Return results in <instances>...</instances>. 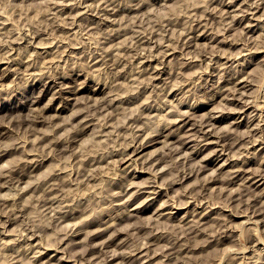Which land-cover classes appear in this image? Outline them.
<instances>
[{
	"label": "rangeland",
	"instance_id": "1",
	"mask_svg": "<svg viewBox=\"0 0 264 264\" xmlns=\"http://www.w3.org/2000/svg\"><path fill=\"white\" fill-rule=\"evenodd\" d=\"M263 11L264 0H0V264H264ZM59 78L69 91L54 99Z\"/></svg>",
	"mask_w": 264,
	"mask_h": 264
},
{
	"label": "bare ground",
	"instance_id": "2",
	"mask_svg": "<svg viewBox=\"0 0 264 264\" xmlns=\"http://www.w3.org/2000/svg\"><path fill=\"white\" fill-rule=\"evenodd\" d=\"M105 1H106V0H105ZM107 1H109V0H107ZM116 1H117V0H116ZM131 1H132V0H131ZM211 1H212V0H211ZM232 1H233V0H232ZM103 2H104V1H103ZM229 2H230V1H229ZM249 2H250V1H249ZM249 2H248V3H249ZM56 3H57V2H56ZM56 3H54V4H56ZM58 3H59V2H58ZM105 3H106V2H105ZM107 3H108V5H110L109 2H107ZM129 3L131 4V2H129ZM255 3H257V2H255ZM255 3H253V4H255ZM258 3H259V2H258ZM118 4H119V3H118ZM220 4H222V3H220ZM230 4H231V3H230ZM108 5H107V6H108ZM112 5L114 6V4H112ZM127 5L129 6V4H127ZM222 5H223V4H222ZM250 5H251V4H250ZM86 6H88V5H86ZM105 6H106V5H105ZM115 6H116V5H115ZM257 6H258V5H257ZM80 7H81V6H80ZM102 7H103V6H102ZM102 7H101V8H102ZM130 7H131V5H130ZM248 7H249V6H248ZM254 7H256V6H254ZM103 8H104V7H103ZM110 8H111V7H110ZM114 8H115V7H114ZM114 8H112V9H114ZM116 8H117V7H116ZM116 8H115V9H116ZM112 9H111V10H112ZM115 9H114V10H115ZM118 9H119V7H118ZM118 9H117V10H118ZM221 9H222V8H221ZM221 9H220V10H221ZM223 9H224V8H223ZM256 9H257V8H256ZM256 9L254 8L253 11H255ZM260 9H261V8H260ZM99 10H100V9H99ZM106 10H107V9H106ZM108 10H110V9H108ZM111 10H110V12H111ZM226 10H227V9H226ZM251 10H252V8H251L249 11L251 12ZM258 10H259V9H258ZM61 11H64V12H65V10H61ZM100 11H101V10H100ZM102 11H105V10H102ZM115 11H116V10H115ZM105 12H106V11H105ZM228 12H229V11H228ZM246 12H247V10H246ZM78 13H79V12H78ZM113 13H114V12H113ZM113 13H112V15H113ZM115 13H116V12H115ZM115 13H114V14H115ZM222 13H225V10H224ZM226 13H227V12H226ZM263 13H264V11H263ZM105 14H107V13H105ZM108 14H109V11H108ZM250 14H251V13H250ZM255 14H256V13H255ZM261 14H262V13H261ZM69 15H70V14H69ZM69 15H67V16H69ZM103 15H104V14H103ZM234 15H236V13H234ZM238 15H239V14H238ZM238 15H236V18H237ZM245 15H246V14H245ZM251 15H252V14H251ZM253 15H254V14H253ZM253 15H252V16H253ZM256 15L259 16L258 14H256ZM263 15H264V14H263ZM59 16H60V15H59ZM67 16H66V17H67ZM105 16H107V15H105ZM109 16H111V14H110ZM228 16H230V15H228ZM247 16H248V15H247ZM225 17H227V16H225ZM231 17H232V16H231ZM231 17H229V18H231ZM234 17H235V16H234ZM234 17H233V18H234ZM238 17H239V16H238ZM248 17H249V16H248ZM255 17H256V16H255ZM261 17H262V16H261ZM236 18H234V19H236ZM246 18H247V17H246ZM105 19H106V18H105ZM227 19H228V18H226V20H227ZM54 20H55V19H54ZM60 20H62V19H60ZM73 20H74V19H73ZM228 20H229V19H228ZM231 20H233V19L231 18ZM62 21H63V20H62ZM62 21H61V22H62ZM74 21H76V20H74ZM196 21H197V20H196ZM236 21H237V20H236ZM259 21H260V20H259ZM55 22H56V21H55ZM55 22H54V24H55ZM61 22H59V24H60ZM70 22H72V20H71ZM197 22H198V21H197ZM228 22H229V21H228ZM231 22H232V21H231ZM233 22H234V21H233ZM72 23H73V22H72ZM95 23H96V22H95ZM95 23H92V24H95ZM97 23H98V22H97ZM229 23H230V22H229ZM56 24H57V23H56ZM64 24H65V23H64ZM75 24H76V23H75ZM75 24H73V25L75 26ZM99 24H100V22H99ZM99 24H98V25H99ZM197 24H198V23H197ZM232 24L234 25V23H232ZM0 25H1V24H0ZM71 25H72V24H71ZM76 25H77V24H76ZM98 25H96V26H98ZM228 25H229V24H228ZM249 25H250V24H249ZM5 26H6V25H5ZM55 26H56V25H55ZM58 26H60V25H58ZM58 26H57V28H58ZM63 26H64V25H63ZM74 26H73V27H74ZM1 27H2V26H1ZM61 27H62V26H61ZM54 28H55V27H54ZM57 28H56V29H57ZM92 28H93V27H92ZM1 29H2V28H1ZM4 29H5V27H4ZM59 29H60V28H59ZM72 29H73V28H72ZM100 29H101V28H100ZM9 30H10V29H9ZM82 30H83V29H82ZM57 31H58V30H57ZM114 31H115V30H114ZM4 33H5V32H4ZM4 33H3V34H4ZM78 33H79V32H78ZM81 33H82V31H81ZM114 33H115V32H114ZM0 34H2V33H0ZM87 34H88V33H87ZM89 34H90V33H89ZM36 35H37V34H36ZM57 35H58V34H57ZM83 35H84V34H83ZM83 35H82V36H83ZM114 35H116V33H115ZM198 35H199V34H198ZM4 36H5V34H4ZM34 36H35V35H34ZM76 36H77V35H76ZM80 36H81V35H80ZM86 36H89V35H86ZM6 37H7V36H6ZM36 37H37V36H36ZM58 37H59V36H58ZM110 37H111V36H110ZM196 37H197V36H196ZM20 38H21V37H20ZM54 38H55V36H54ZM84 38H85V37H84ZM111 38H112V37H111ZM152 38H153V37H152ZM86 39H88V38H86ZM139 39L141 40V38H139ZM147 39H148V38H147ZM31 40H33V39H31ZM89 40H90V39H89ZM149 40H151V37H150ZM30 43H31V42H30ZM76 43H77V42H76ZM69 44H71V43H69ZM72 44H73V43H72ZM75 45H76V44H75ZM76 46H77V45H76ZM79 46H80V45H79ZM9 48H11V47H9ZM144 48H145V47H144ZM245 48H246V47H245ZM13 49H14V48H13ZM13 49H12V50H13ZM8 52H9V50H8ZM8 52H7V53H8ZM145 53H147V52H145ZM148 53H149V52H148ZM150 53H151V51H150ZM160 53H161V52H160ZM17 54H18V53H17ZM101 54H102V53H101ZM140 54H141V52H140ZM140 54H139V55H140ZM142 54H143V53H142ZM157 54H158V53H157ZM163 54L166 55L165 52H164ZM10 55H11V54H10ZM10 55H9V56H10ZM152 55H153V54H152ZM212 55H213V54H212ZM212 55H211V56H212ZM137 56H138V55H137ZM145 56H146V55H145ZM147 56H148V55H147ZM163 56H164V55H163ZM166 56H167V55H166ZM13 57H14V56H13ZM18 57H20V56H18ZM101 57H102V56H101ZM101 57H100V58H101ZM155 57H156V56H155ZM234 57H235V56H234ZM1 58H2V57H1ZM10 58H11V56H10ZM138 58L141 59V55H140V57H138ZM138 58H137V60H138ZM158 58H159V57H158ZM160 58H161V57H160ZM213 58H214V57H213ZM13 59H14V58H13ZM22 59H23V58H22ZM155 59H156V58H155ZM210 59H211V57L209 58V60H210ZM2 60H3V59H2ZM19 60H20V59H19ZM100 60H101V59H100ZM111 60H112V59H111ZM142 60H143V58H142ZM142 60H141V61H142ZM152 60H153V59H152ZM22 61H23V60H22ZM22 61H21V62H22ZM155 61H156V60H155ZM15 62H16V61H15ZM142 62H145V61H142ZM142 62H141V63H142ZM218 62H219V61H218ZM139 63H140V62H139ZM148 63H150V62L148 61ZM152 63H153V62H152ZM21 64H22V63H21ZM29 64H30V63H29ZM220 64H221V63H220ZM220 64H219V65H220ZM247 64H248V63H247ZM23 65H24V63H23ZM149 65H150V64H149ZM152 65H154V64H152ZM29 66H30V65H29ZM140 66H143V67H144L143 64L140 65ZM147 66H148V65H147ZM157 66H158V65H157ZM27 67H28V65H27ZM155 67H156V66H154V68H155ZM158 67H159V66H158ZM158 67H157V68H158ZM19 68H20V67H19ZM29 68H30V67H29ZM31 68H32V67H31ZM145 68H147V67H144V69H145ZM157 68H155V70H156ZM142 69H143V68H142ZM147 69H148V68H147ZM151 69H152V68H151ZM153 70H154V69H153ZM155 70H154V71H155ZM237 70H238V69H237ZM144 71H145V70H144ZM235 71H236V69H235ZM141 72H142V71H141ZM150 72H151V71H150ZM150 72H149V73H150ZM159 72H160V74H161V71H159ZM162 72H163V71H162ZM149 73H148V74H149ZM152 73H154V72H152ZM155 73H157V72H155ZM58 74H59V73H58ZM63 74H64V73H63ZM63 74H62V76H63ZM64 75H65V74H64ZM67 75H68V74H67ZM78 75H79V74H78ZM154 75H157L156 77L160 76V75H158V74H154ZM161 75H162V74H161ZM55 76H56V74H55ZM55 76H54V77H55ZM76 76H77V75H76ZM149 76H150V74H149ZM49 77H50V76H49ZM49 77H48V78H49ZM152 77H153V76H152ZM152 77H150V78H152ZM161 77H162V76H161ZM52 78H53V77H52ZM52 78H51V79H52ZM61 78H63V77H61ZM61 78L56 79V80H52V81H51V82L54 81V83H51V84H49V85L46 84L48 90L51 89V88H55V86H57V85L60 86L58 90H56L55 92H51L52 94L55 93V95L52 96L54 99H55V98H58V97H61V95L63 94V92H67V91H69L68 88H67V87H68L67 85H69V84L66 83V86H64L65 82H64L63 79H61ZM68 78H69V77H68ZM224 80H225V79H224ZM228 80H229V79H228ZM46 81H48V79H47ZM245 81H246V80H245ZM238 82H239V81H238ZM247 82H248V81H246V83H247ZM44 83H45V82H44ZM48 83H49V82H48ZM180 83H181V82H180ZM250 83H251V82H250ZM70 84H71V83H70ZM239 84H240V83H239ZM241 84H242V83H241ZM247 84H249V83H247ZM40 85H41V84H40ZM178 85H179V84H178ZM180 85L182 86L183 84L181 83ZM243 85H244V84H242V86H243ZM70 86H71V85H70ZM175 86H177V85H175ZM220 86H221V85H220ZM223 86H224V85H223ZM227 86H228V85H227ZM227 86H226V87H227ZM248 86H249V85H248ZM39 87H40V86H39ZM42 87H43V86H42ZM42 87H41V88H42ZM202 87H203V86H202ZM221 88H222V87H221ZM221 88H220V90H221ZM223 88L226 89L225 87H223ZM233 88L236 89L235 87H233ZM233 88H231V89H233ZM55 89H56V88H55ZM71 89H72V88H71ZM71 89H70V90H71ZM224 89H223V90H224ZM231 89H230V90H231ZM72 91H73V90H72ZM224 91H225V90H224ZM232 91H233V90H232ZM41 92H43V90H42ZM46 92H47V91H46ZM237 92H238V90H237ZM244 92H245V91H243V93H244ZM33 93H34V92H33ZM49 93H50V92H49ZM234 93H235V96H236V92H235V90H234ZM243 93H242V91H241V94H243ZM39 94H40V93H39ZM41 94H42V93H41ZM44 94H45V93H44ZM29 96H30V95H29ZM41 96H42V95H41ZM225 96H226V95H225ZM233 96H234V95H233ZM26 97H27V96H26ZM37 97H38V96H37ZM64 97H65V96H64ZM38 98H39V97H38ZM40 98H41V97H40ZM71 98H72V97H71ZM226 98H227V97H226ZM228 98H229V96H228ZM27 99H28V97H27ZM36 99H37V98H36ZM36 99H35V100H36ZM229 99H230V98H229ZM239 99H240V98H239ZM241 99H242V97H241ZM243 99H244V98H243ZM230 100H231V99H230ZM52 101H53V99H52ZM61 101H62V100H61ZM107 101H108V100H107ZM113 101H114V100H113ZM125 101H126V100H125ZM244 101H245V100H244ZM248 101H249V99H248ZM33 102H35V101H33ZM53 102H54V101H53ZM95 102H96V101H95ZM105 102H106V101H105ZM109 102H110V101H109ZM122 102H123V101H122ZM239 102H240V101H239ZM101 103H102V102H101ZM97 104H99V102H98ZM102 104L104 105V102H103ZM116 104H117V103H116ZM119 104H120V102H119ZM90 105H92V104H90ZM95 105H96V103H95ZM103 105H101V106H103ZM105 105H106V104H105ZM105 105H104V107H103V110L105 109ZM108 105L110 106V104H108ZM247 105H250V104L248 103ZM92 106H93V105H92ZM111 106H112V105H111ZM114 106H115V105H114ZM252 106H253V105H252ZM254 106H255V105H254ZM62 107H63V106H62ZM86 107H87V106H86ZM94 107H95V106H94ZM98 107H99V106H98ZM107 107H108V106H107ZM107 107H106V108H107ZM245 107H246V106H245ZM49 108H50V106H49ZM90 108H91V106H90ZM99 108H100V107H99ZM99 108H98V109H99ZM108 108H109V107H108ZM243 108H244V107H243ZM247 108H248V107H247ZM87 109H88V108H87ZM101 109H102V108H101ZM92 110H93V109H91V113H92ZM95 110H96V108H95ZM86 111H87V110H86ZM86 111H85V112H86ZM88 111H90V110L88 109ZM88 111H87V112H88ZM93 111H94V110H93ZM98 111H100V109H99ZM108 111H109V110H108ZM175 111H176V110H175ZM180 111H182V110H180ZM95 112H96V111H95ZM106 112H107V111H106ZM109 112H110V111H109ZM109 112H107V113L109 114ZM178 112H179V111H178ZM183 112H184V111H183ZM188 112H189V111H188ZM188 112H187V114H188ZM58 113H60V111H58ZM88 113H89V112H88ZM88 113H87V114H88ZM91 113H90V114H91ZM99 113H100V112H99ZM101 113H102V112H101ZM184 113H185V112H184ZM184 113H182V114H184ZM95 114H96V113H95ZM102 114H103V113H102ZM178 114H179V117H180V116H181L180 113H178ZM249 114H250V113H249ZM41 115H42V114H41ZM56 115H57V114H56ZM92 115L94 116L93 113H92ZM92 115H91V116H92ZM103 115H105V113H104ZM185 115H186V114H185ZM185 115H184V116H185ZM213 115H214V114H213ZM86 116H87V115H86ZM88 116H89V114H88ZM88 116H87V118H88ZM101 116H102V115H100V117H101ZM187 116H188V115H187ZM189 116H190V115H189ZM189 116H188V117H189ZM214 116H215V115H214ZM220 116H221V115H220ZM253 116H254V114H253ZM89 117H90V116H89ZM212 117H213V116H212ZM83 118H84V117H83ZM85 118H86V117H85ZM251 118H252V117H251ZM27 119H28V118H27ZM43 119H44V118H43ZM89 119H91V118H89ZM92 119L94 120V118H92ZM98 119H99V118H98ZM177 119H178V118H177ZM177 119H176V120H177ZM181 119H182V117H181ZM213 119H214V118H213ZM217 119H218V118H217ZM263 119H264V118H263ZM93 120H92V121H93ZM99 120H101V118H100ZM176 120H174L175 123H176ZM178 120H179V119H178ZM187 120H189V119H187ZM254 120H255V119H254ZM28 121H29V120H28ZM33 121H34V120H33ZM40 121H41V120H40ZM88 121H89V120H88ZM108 121H109V120H108ZM207 121H210V120H207ZM215 121H216V120H215ZM258 121H259V120H258ZM262 121H263V120H262ZM262 121H260L259 124H260ZM86 122H87V121H86ZM101 122H103V120H101ZM101 122H100V123H101ZM104 122H105V119H104ZM185 122H186V120H185ZM213 122H214V121H213ZM89 123H91V121H90V122H87V124H89ZM108 123H109V122H108ZM186 123H187V122H186ZM205 123H206V122H205ZM208 123H210V122H208ZM211 123H212V122H211ZM214 123H215V122H214ZM251 123H252V122H251ZM85 124H86V123H85ZM85 124H84V125H85ZM110 124H111V123H110ZM132 124H134V123H132ZM176 124H177V123H176ZM178 124H179V122H178ZM202 124H203V123H202ZM253 124L256 125V123H254V121H253ZM84 125H83V127H82L83 129H84ZM101 125H102V123H101ZM101 125H100V126H101ZM103 125H105V124H103ZM103 125H102V126H103ZM107 125H108V124H107ZM111 125H112V124H111ZM136 125H137V124H136ZM136 125H135V127H136ZM184 125H185V124H184ZM213 125H215V124H213ZM249 125H250V124H249ZM255 125H254V126H255ZM85 126H86V125H85ZM130 126H131V125H130ZM186 126H187V125H186ZM211 126H212V124H211L209 127H211ZM257 126H259V125L257 124ZM105 127H106V126H105ZM109 127H110V126H109ZM139 127H140V126H139ZM179 127H181V126L179 125ZM179 127H178V128H179ZM213 127H214V126H213ZM250 127L252 128L253 126H250ZM259 127H260V126H259ZM263 127H264V126H262V127H260V128H263ZM191 128H193V127H191ZM251 128H250V129H251ZM254 128H255V127H254ZM80 129H81V128H79V130H80ZM104 129H105V128H104ZM106 129H107V128H106ZM136 129H137V128H136ZM136 129L134 128V130H136ZM140 129H141V128H140ZM200 129L203 130L204 128H203V129L200 128ZM211 129H212V128H211ZM248 129H249V128H248ZM250 129H249L248 131H250ZM258 129H259V128H258ZM79 130H78V132H79ZM101 130H102V129H101ZM109 130H110V129L108 128L107 131L110 132ZM186 130H187V129H186ZM192 130H193V129H192ZM192 130H191V131H192ZM251 130H252V129H251ZM263 130H264V129H263ZM131 131H132V130H131ZM136 131H137V130H136ZM256 131H257V130H256ZM261 131H262V129H261ZM81 132H82V131H81ZM100 132H101V131H100ZM133 132H134V131H133ZM137 132H138V131H137ZM137 132H135V134H136ZM184 132H185V131H184ZM192 132H193V131H192ZM192 132H189V131H188L187 133L190 134V133H192ZM195 132H196V131H195ZM203 132H204V131H203ZM203 132H202V133H203ZM212 132H213V130H212ZM250 132H251V131H250ZM250 132H247V133H250ZM104 133H105V131H104ZM205 133H206V132H205ZM207 133H208V131H207ZM247 133H246V136H247ZM252 133L254 134V133H256V132H252ZM252 133H250V134H252ZM101 134H103V132H102ZM106 134H107V133H106ZM106 134H105V135H106ZM108 134H111V133H108ZM137 134H138V133H137ZM137 134H136V135H137ZM171 134H172V133H171ZM193 134H194V132H193ZM196 134L198 135V133H196ZM199 134H200V133H199ZM212 134H214V133H212ZM244 134H245V133H244ZM244 134H243V135H244ZM260 134H261V136H263V135H262L263 133H260ZM44 135H45V134H44ZM103 135H104V134H103ZM138 135H139V134H138ZM149 135H150V133H149ZM149 135H147V136H149ZM184 135H185V134H184ZM184 135H183V136H184ZM186 135H187V134H186ZM200 135H201V134H200ZM202 135H204V134H202ZM208 135H209V134H208ZM215 135H216V134H215ZM224 135H225V134H224ZM226 135H227V134H226ZM254 135H255V134H254ZM254 135H252V136H254ZM257 135H259V132H258ZM257 135H255V136L257 137ZM42 136H43V134H42ZM109 136L111 137V135H109ZM109 136H108V137H109ZM132 136H134V135H132ZM147 136H146V137H147ZM169 136H171V135H169ZM181 136H182V135H181ZM192 136H193V135H192ZM194 136H195V134H194ZM206 136H207V134H206ZM206 136H205V137H206ZM210 136H211V135H210ZM241 136H242V135H241ZM248 136H250V135H248ZM259 136H260V135H259ZM261 136H260V137H261ZM43 137L46 138V136H43ZM110 137H109V138H110ZM134 137H136V136H134ZM134 137H132V139H133ZM167 137H168V136H167ZM195 137H196V136H195ZM197 137H198V136H197ZM219 137H220V136H219ZM221 137H222V136H221ZM256 137H254V141H256V140H255ZM143 138H144L143 140H145V137H143ZM184 138H185V137H184ZM188 138L190 139L191 137H188ZM188 138H187V139H188ZM206 138H207V137H206ZM206 138H205V139H206ZM225 138H226V137H225ZM250 138H251V137H250ZM47 139H48V138H46V140H47ZM134 139H135V138H134ZM134 139H133V140H134ZM136 139H137V138H136ZM187 139H184V141L187 140ZM191 139H192V138H191ZM43 140H44V139L42 138V142H43ZM46 140H45V141H46ZM48 140H49V139H48ZM48 140H47V141H48ZM170 140H171V139H170ZM170 140H169V141H170ZM211 140H212V139H210V140H208V141L211 142ZM217 140H219V139L217 138ZM223 140H225L224 137H223ZM248 140H249V139H248ZM262 140H264V138H263ZM141 141H142V140H141ZM150 141H151V140H150ZM169 141H167V143H166V140H165L164 144H165V143H166V144H170V142H172V141H170V142H169ZM182 141H183V140H182ZM206 141H207V140H206ZM214 141H216V140H214ZM220 141H221V140H220ZM220 141H219V142H220ZM229 141H230V140H229ZM250 141L252 142L253 140H250ZM26 142H27V141H26ZM26 142H25V143H26ZM55 142H56V141H55ZM55 142L53 141V143H55ZM145 142H146V141H145ZM192 142H193V141H192ZM217 142H218V141H217ZM226 142H227V141H225V143H226ZM47 143H48V142H47ZM51 143H52V141H51ZM51 143H50V144H51ZM53 143H52V145H55V144H56V143H55V144H53ZM138 143H139V142H138ZM143 143H144V141H142L141 144H140V143H139V144L136 143L137 146L133 148L132 153H129V150L126 148L127 151H128V154L125 155V157H123V158H124V162L130 161V160H131V161H132V160L134 161V159H135L134 156H135V155H138L139 150H140L141 148L143 149V148L145 147L146 144H143ZM146 143H148V142H146ZM194 143H195V142H194ZM196 143H197V141H196ZM196 143H195V144H196ZM211 143H212V142H211ZM223 143H224V142H223ZM223 143H222V144H223ZM227 143H228V142H227ZM236 143H237V142H236ZM236 143H235V144H236ZM249 143H250V142H249ZM255 143H256V142H255ZM63 144H64V142H63ZM131 144H132V143L129 144V147H130ZM134 144H135V141H134ZM166 144H165V145H166ZM182 144H183V143H182ZM185 144H186V143H185ZM185 144H184V145H185ZM213 144H215V143L213 142ZM235 144H234V146L237 145V144H236V145H235ZM262 144H263V143H262ZM44 145H46V144L44 143ZM52 145H51V146H52ZM171 145H172V143H171ZM187 145H188V144H187ZM193 145H194V144H193ZM224 145H225V144H224ZM226 145H227V144H226ZM254 145H255V144H254ZM254 145H253V146H254ZM22 146H23V145H22ZM58 146H60V145H58ZM62 146L65 147L64 145H62ZM133 146H134V145H133ZM167 146H168V145H167ZM167 146H166V147H167ZM180 146H181V145H180ZM180 146H179V147H180ZM204 146H205V147H206V146L208 147V145H204ZM210 146H211V145H210ZM212 146H213V145H212ZM220 146H221V145H220ZM222 146H223V145H222ZM253 146H252V147H253ZM42 147H43V146H42ZM47 147H48V146H47ZM66 147H67V146H66ZM176 147H177V146H176ZM182 147H184V146H182ZM191 147H192V146H191ZM213 147H215V146H213ZM213 147H212V148H213ZM216 147L218 148V146H216ZM216 147H215V148H216ZM243 147H244V146H243ZM247 147H248V146H247ZM247 147H246V148H247ZM250 147H251V146H250ZM263 147H264V146H263ZM49 148H51V147H49ZM57 148H58V147H57ZM59 148H60V147H59ZM169 148H170V147H169ZM171 148H172V147H171ZM171 148H170V149H171ZM180 148H181V147H180ZM193 148H195V147L193 146ZM193 148H192V150H193ZM198 148H199V147H198ZM201 148H202V147H201ZM223 148H224V147H223ZM227 148H228V145H227ZM244 148H245V147H244ZM246 148H245V149H246ZM52 149H54L53 146H52ZM175 149H176V148H175V146H174V150H175ZM177 149H178V148H177ZM177 149H176V150H177ZM242 149H243V148H242ZM0 150H1V149H0ZM56 150H57V149H56ZM67 150H68V149H67ZM174 150H173V151H174ZM194 150H195V149H194ZM194 150H193L192 152H194ZM212 150L215 151L216 149H212ZM170 151H171V150H170ZM197 151H198V150H197ZM200 151H201V150H200ZM221 151H222V150H221ZM221 151H220V152H221ZM223 151H224V150H223ZM242 151H243V150H242ZM248 151H249V150H248ZM57 152H58V150H57ZM168 152H169V150H168ZM174 152H176V151H174ZM174 152H173V153H174ZM189 152H191V151H189ZM125 153H127L126 150H125ZM166 153H167V152H166ZM173 153H172V154H173ZM179 153H181V151H180ZM185 153L187 154V151H186V150H185ZM185 153H184V154H185ZM199 153H200V152H199ZM212 153H213V152H211V154H212ZM214 153H215V152H214ZM214 153H213V154H214ZM218 153H219V152H218ZM238 153H239V152H238ZM243 153H244V152H243ZM243 153H242V154H243ZM123 154H124V153H123ZM168 154H169V153H168ZM189 154H190V153H189ZM170 155H171V154H170ZM175 155H177V154L175 153ZM181 155H183V152H182ZM181 155L178 154L179 157H180ZM223 155H224V154H223ZM239 155H240V154H238V156H239ZM45 156H46V155H45ZM178 156H176V159H177ZM218 156H219V155H218ZM230 156H231V155H230ZM233 156H235V155H233ZM233 156H231V159H232ZM41 157H42V156H41ZM41 157H40V158H41ZM43 157H44V156H43ZM183 157H184V156H183ZM219 157H220V156H219ZM223 157H224V156H223ZM108 158H110V157H108ZM123 158H122V159H123ZM185 158H187V157H185ZM216 158H217V156H216ZM227 158H228V156H227ZM227 158H226V160H227ZM229 158H230V157H229ZM236 158H238V157H236ZM236 158H234V159H236ZM120 159H121V158H120ZM122 159H121V160H122ZM158 159H159V158H158ZM202 159H203V158H202ZM202 159H201V160H202ZM208 159H209V158H208ZM210 159H211V158H210ZM214 159H215V158H214ZM231 159H230V160H231ZM37 160H39V159H37ZM155 160H156V159H154V162H155ZM203 160H204V159H203ZM216 160H217V159H216ZM236 160H237V159H236ZM238 160H239V159H238ZM39 161H42V160H39ZM156 161H157V160H156ZM178 161H179V159H178ZM241 161H242V160H241ZM36 162H37V161H36ZM96 162H97V161H96ZM161 162H162V161H161ZM175 162H176V161H175ZM175 162H174V163H175ZM207 162H208V161H207ZM225 162H226V161H225ZM227 162H228V161H227ZM247 162H248V161H247ZM91 163H92V162H91ZM159 163H160V162H159ZM179 163H180V162H179ZM182 163H183V161H182ZM88 164H89V163H88ZM94 164H95V163H94ZM131 164H132V163H131ZM136 164H137V163H136ZM176 164H177V162H176ZM176 164H174L175 167L177 166ZM201 164H204L203 161L201 162ZM206 164H207V163H206ZM223 164H224V163H223ZM40 165H41V164H40ZM40 165H39V166H40ZM89 165H91V164H89ZM153 165H154V163L152 164V166H153ZM160 165H161V164H160ZM160 165H158V166H160ZM174 165H173V166H174ZM178 165H179V164H178ZM181 165H182V164H181ZM94 166H95V165H94ZM94 166L92 165V169L95 168ZM154 166H155V165H154ZM163 166H164V165H163ZM166 166H167V164H166ZM168 166H169V165H168ZM168 166H167V167H168ZM199 166H201V165L199 164ZM199 166H198V167H199ZM202 166H203V165H202ZM206 166H207V165H206ZM206 166H205V167H206ZM221 166H222V164H221ZM170 167H171V166H170ZM170 167H169V168H170ZM184 167H185V166H184ZM240 167H241V166H240ZM245 167H246V166H245ZM85 168H87V167L85 166ZM96 168H97V165H96ZM156 168H157V167H156ZM156 168H155L154 170H156ZM201 168H202V167H201ZM206 168H207V167H206ZM206 168H205V169H206ZM241 168L243 169V167H241ZM246 168L249 169L250 167H246ZM88 169H89V167H88ZM88 169H87V170H88ZM152 169H153V168H152ZM158 169H159V168H158ZM199 169H200V168H199ZM202 169H203V168H202ZM202 169H201V170H202ZM242 169H241V170H242ZM244 169H245V168H244ZM87 170H86V172H87ZM192 170H193V169H192ZM197 170H198V169H197ZM197 170H196V171H197ZM201 170H199V171H201ZM203 170H204V169H203ZM251 170H252V169H251ZM257 170H258V169H257ZM259 170H261V169L259 168ZM259 170H258V171H259ZM262 170H263V168H262ZM89 171H90V173H91V171H93L92 173H95L94 170H89ZM89 171H88V173H89ZM185 171H186V170H185ZM232 171H233V170H232ZM239 171H240V170H239ZM86 172H84V174H85ZM178 172H179V171H178ZM181 172H182V171H181ZM181 172H180V175L183 173V172H182V173H181ZM192 172H194V171H192ZM212 172L215 173L216 171H215V172L212 171ZM237 172H238V169H237ZM245 172H246V171H245ZM249 172H250V171H249ZM9 173H11V172H9ZM12 173H13V172H12ZM20 173H21V172H20ZM80 173H81V172H80ZM92 173H91V175H92ZM184 173H185V172H184ZM184 173H183V174H184ZM233 173H235V172H233ZM233 173H232V174H233ZM238 173L240 174V172H238ZM255 173L257 174L258 172H255ZM255 173H254V174H255ZM6 174H8V173H6ZM6 174H5V175H6ZM15 174H16V173H15ZM22 174H23V173H22ZM78 174H79V173H78ZM81 174H82V173H81ZM81 174H80V175H81ZM96 174H97V173H96ZM96 174H95V175H96ZM232 174H231V175H232ZM243 174H244V173H243ZM248 174H249V173H248ZM251 174H253V170H252V173H251ZM256 174H255V175H256ZM260 174H261V172H260ZM9 175H11V174H9ZM9 175H8V176H9ZM56 175H57V174H56ZM85 175L89 176L88 174H85ZM263 175H264V172H263ZM8 176H7V177H8ZM13 176H14V175H13ZM18 176H19V175H18ZM78 176H79V175H78ZM82 176H83V174H82ZM82 176L79 177L80 181H79V179H78L77 182H78V181L81 182L82 180L85 179L86 176L83 177L84 179L82 178ZM187 176H188V175H187ZM233 176H234V174H233ZM233 176H232V177H233ZM236 176H239V175L237 174ZM236 176H235L234 178H236ZM241 176H243V175H241ZM241 176H239V177H241ZM245 176H247V175H245ZM245 176H244V180H246V178H247V177H245ZM261 176H262V175H261ZM20 177H21V176H20ZM51 177H52V176H51ZM59 177H60V176H59ZM89 177L92 178L93 176H89ZM89 177H86V178H89ZM95 177H96V176H95ZM95 177H94V178H95ZM181 177H182V176H181ZM184 177H185V176H184ZM253 177H255V176H253ZM5 178H6V177H5ZM10 178H12V176H11ZM56 178L58 179V177H56ZM77 178H78V177H77ZM81 178H82V180H81ZM94 178H93V179H94ZM212 178H213V177H212ZM230 178H231V177H230ZM12 179H14V178H12ZM18 179H19V178H18ZM18 179H17V180H18ZM54 179H55V178H54ZM54 179L52 178L51 180H54ZM156 179H157V178H156ZM156 179H154V180H156ZM171 179H172V178H171ZM171 179L168 180V181L173 183V181H171ZM177 179H178L177 181H179V177H178V175H177ZM6 180H8V178H7ZM51 180H50V181H51ZM86 180H87L88 182H90L92 179H91V180H90V179H89V180L86 179ZM181 180H182V178H181ZM181 180H180V181H181ZM236 180H237V178H236ZM249 180H250V179H249ZM255 180H256V179H255ZM255 180H254V181H255ZM54 181H55V180H54ZM58 181H59V179H58ZM58 181H56V182H58ZM156 181H157V180H156ZM168 181H167V182H168ZM174 181H176V180H174ZM213 181L216 182V178H214ZM230 181H231V180H230ZM242 181H243V180H242ZM242 181H241V182H242ZM4 182H5V181H4ZM42 182H44V181H42ZM42 182H41V183H42ZM48 182H49V181H48ZM52 182H53V181H52ZM59 182H61V181H59ZM73 182H74V181H73ZM152 182H153V181H152ZM165 182H166V181H165ZM241 182H240V183H241ZM245 182H246V181H245ZM44 183H45V182H44ZM50 183H51V182H50ZM75 183H76V182H75ZM81 183H82V182H81ZM81 183H80L79 185H81ZM142 183H143V182H142ZM142 183H141V184H142ZM153 183H155V182H153ZM172 183H171V184H172ZM174 183H175V182H174ZM177 183H178V182H177ZM231 183H232V182H231ZM242 183H243V182H242ZM42 184H43V183H42ZM45 184H46V183H45ZM45 184H44V189H46V191H47L46 186H47L49 183H48L47 185H45ZM55 184H56V183H54V186H55ZM57 184L59 185L60 183H57ZM70 184H71V183H70ZM77 184H78V183H77ZM134 184H135V183H134ZM138 184H139V183H138ZM149 184H150V183H149ZM151 184H152V183H151ZM160 184H161V182H160ZM162 184H163V183H162ZM165 184H166V183H165ZM171 184H170V185H171ZM253 184H254V183H253ZM1 185H2V184H1ZM6 185H7V184H6ZM52 185H53V184H51V186H52ZM72 185H73V184H72ZM75 185H76V184H75ZM143 185H145V184H143ZM147 185H148V184H147ZM154 185H155V184H154ZM167 185H168V184L165 185L166 188H168ZM238 185H240L239 187H241V184L238 183ZM51 186L49 185V188H48V189H50V188L52 189L53 187H51ZM56 186H57V185H56ZM61 186H62V185L60 184V188H61ZM139 186H140V184H139ZM148 186H149V185H148ZM157 186H158V185H157ZM157 186H156V187H157ZM160 186H162V185H160ZM163 186H164V185H163ZM168 186H169V185H168ZM244 186H245V185H243V187H244ZM246 186H247V185H246ZM246 186H245V187H246ZM41 187H42V186H41ZM58 187H59V186H58ZM78 187H80V186H78ZM141 187H144V186L141 185ZM146 187H147V186H146ZM245 187H244V188H240V189H245ZM36 188H38V187H36ZM42 188H43V187H42ZM42 188H41V190H42ZM55 188H57V187H55ZM151 188H153V186H152ZM157 188H158V187H157ZM11 189H12V188H11ZM44 189H43V190H44ZM58 189H59V188H58ZM62 189H63V187L61 188V190H62ZM64 189H65V188H64ZM64 189H63V190H64ZM148 189H150V187H149ZM148 189H146V190H148ZM240 189H239V190H240ZM41 190H39V192H40ZM54 190H55V189H54ZM61 190L59 191L60 193L63 191V190H62V191H61ZM65 190H66V189H65ZM137 190H139V189L137 188ZM137 190H136V191H137ZM151 190H153L152 193H155V192H158V191L161 190V189L159 188V190H156V189L153 188V189H151ZM49 191H51V190H49ZM49 191H47V192H49ZM55 191H57V190H55ZM140 191H141V189H140ZM140 191H137V192H140ZM166 191H167V190H166ZM237 191H238V188H237ZM244 191H245V190H244ZM244 191H242V192H244ZM42 192H43V191H42ZM42 192H40V193L43 194ZM44 192H45V190H44ZM59 192H58V193L56 192V193H57V194H60ZM119 192H120V191H119ZM141 192H142V191H141ZM143 192H144V191H143ZM143 192H142V193H143ZM148 192H149V191H148ZM150 192H151V191H150ZM163 192H165V191H163ZM238 192H240V191H238ZM238 192H237V193H238ZM242 192H241L240 195H239V194H238V195L241 196V195L243 194ZM262 192H263V191H262ZM52 193H53V191H52ZM64 193H65V192H64ZM64 193H62V194H64ZM133 193H134V192H132V194H133ZM6 194H7V193H6ZM6 194H5V195H6ZM45 194H46V193H44L43 195H45ZM47 194H49V193H47ZM54 194H55V193H54ZM54 194H53V196H55ZM57 194H56V196L58 197ZM62 194H60V195L62 196ZM66 194H67V193H66ZM138 194H139V193H138ZM138 194H137V195H138ZM157 194H158V193H157ZM164 194H165V193H164ZM235 194H236V193H235ZM43 195H42V196H43ZM108 195H109V194H108ZM130 195H131V194H130ZM139 195H140V194H139ZM155 195H156V194H155ZM161 195H162V194H161ZM245 195H246V194H245ZM262 195H264V193H262L261 196H262ZM47 196H48V195H47ZM47 196H44V197H47ZM110 196H111V194H110ZM133 196H134V195H133ZM147 196H149V193H148ZM152 196L154 197V195H152ZM152 196H150V197H152ZM2 197H3V196H2ZM39 197H41V195H40ZM49 197L52 198V196H49ZM49 197H48V200H50ZM64 197H65V195L63 196V198H64ZM135 197H136V196H135ZM141 197H142V196H141ZM156 197H157V196H156ZM232 197H233V196H232ZM0 198H1V197H0ZM240 198H241V197H240ZM262 198H263V197H262ZM1 199H2V198H1ZM6 199H7V198H6ZM14 199H15V198H14ZM16 199H17V198H16ZM18 199H19V198H18ZM43 199L45 200V198H43ZM54 199L56 200V198H54ZM58 199H59V197H58ZM64 199H65V198H64ZM130 199H131V198H130ZM152 199H153V198H152ZM154 199H155V198H154ZM238 199H239V198H238ZM257 199L259 200V198H257ZM263 199H264V198H263ZM263 199H261V201H262V203L264 204ZM2 200H3V199H2ZM9 200H11V199H9ZM38 200H39V199H38ZM44 200H43V201H44ZM61 200H63V199H61ZM61 200L59 201L60 204H61ZM145 200H146V198H145ZM147 200H148V199H147ZM252 200H253V199H252ZM15 201H16V200H15ZM19 201H20V200H19ZM165 201L167 202V200H165ZM201 201H202V200H201ZM254 201H255V200H254ZM9 202H10V201H9ZM20 202H21V201H20ZM151 202H152V201H151ZM151 202H150V203H151ZM175 202H176V201H175ZM175 202H174V205H175ZM259 202H260V200L258 201V203H259ZM12 203H14L13 200H11V204H12ZM47 203H48V202H47ZM47 203H46V205H47V206H50V205H48ZM53 203H54V202H53ZM53 203H51V205H53ZM57 203H58V202H57ZM59 203H58V205H59ZM141 203L143 204L144 201H142ZM150 203H149V204H150ZM154 203H155V202H154ZM164 203H165V202H164ZM176 203H177V202H176ZM201 203H202V202H201ZM1 204H2V203H1ZM14 204H15V203H14ZM18 204H19V203H18ZM18 204H16V205H18ZM20 204H21V203H20ZM39 204H40V203H39ZM41 204H44V203L42 202ZM41 204H40V206H42ZM54 204H55V203H54ZM162 204H163V203H162ZM167 204H168V203H167ZM180 204H181V203H180ZM3 205H4V204H3ZM23 205H24V204H23ZM23 205H21V206H23ZM58 205H57V206H58ZM169 205H170V204H169ZM174 205H173V206H174ZM1 206H2V205H1ZM12 206H14V205H12ZM12 206H11V207H12ZM18 206H20V205H18ZM21 206H20V207H21ZM24 206H25V205H24ZM47 206H45V207H47ZM59 206H60V205H59ZM59 206H58V207H59ZM63 206H64V205H63ZM85 206H86V205H85ZM139 206H140V205H139ZM141 206H142V205H141ZM145 206H146V205H145ZM147 206H148V203H147ZM162 206H164V204H163ZM167 206H168V205H167ZM171 206H172V205H171ZM261 206H264V205L261 204L260 207H261ZM4 207H5V206H4ZM4 207H3V208H4ZM50 207H52V206H50ZM50 207H49V208H50ZM78 207H79V206H78ZM82 207H83V206H82ZM137 207H138V206H137ZM165 207H166V206H165ZM178 207H180V206H178ZM197 207H198V206H197ZM204 207H205V206H204ZM206 207H208V206H206ZM260 207H259V208H260ZM5 208H6V207H5ZM9 208H10V207H9ZM9 208H8V209H9ZM16 208H17V207H16ZM43 208H44V207H43ZM43 208L40 207V210H43V211H44L45 208H44V209H43ZM55 208H56V206H55ZM61 208H62V207L60 206V209H59L60 211H61ZM64 208H65V207H64ZM64 208H63V209H64ZM68 208H69V207H68ZM72 208H73V207H72ZM72 208H71V209H72ZM85 208H86V207H85ZM85 208H82V209H85ZM134 208H135V207H134ZM142 208H143V207H142ZM201 208H202V206H201ZM261 208H263V207H261ZM8 209H7V210H8ZM10 209H13V208H10ZM19 209H20V208H19ZM21 209L23 210V208H21ZM69 209H70V208H69ZM73 209H75V208H73ZM80 209H81V208H80ZM135 209H136V208H135ZM13 210H15V208H14ZM13 210H10V211H13ZM16 210H17V209H16ZM53 210H55V209L53 208ZM56 210H57V209H56ZM67 210H68V209H67ZM261 210H262V209H261ZM46 211L49 212V211H48V208L45 210V212H46ZM63 211H64V210H63ZM71 211H72V210H71ZM74 211H75V210H74ZM81 211H82V210H81ZM83 211H84V210H83ZM256 211H257V210H256ZM20 212H21V211H20ZM51 212H52V210L50 211V213H51ZM137 212H138V211H137ZM197 212H198V211H197ZM252 212H253V210H252ZM254 212H255V209H254ZM13 213H15V212H13ZM52 213H54V212H52ZM52 213H51V214H52ZM57 213L59 214V211H58ZM57 213H56V215H58ZM63 213H64V212H63ZM63 213H62V214H63ZM66 213H67V212H66ZM70 213H71V212H70ZM72 213H73V212H72ZM259 213H260V211H259ZM261 213H262V212H261ZM15 214H16V213H15ZM17 214L19 215L18 211H17ZM17 214H16V215H17ZM22 214H23V213H22ZM60 214H61V213H60ZM64 214H65V213H64ZM76 214H77V213H76ZM133 214H135V213H132V215H133ZM136 214H137V213H136ZM201 214H202V213H201ZM203 214H204V213H203ZM262 214H263V213H262ZM11 215H12V213H11ZM11 215H10L9 217L12 218L13 215H12V216H11ZM16 215H15V216H16ZM129 215H130V214H129ZM160 215H162V214H159V216H160ZM250 215H251V214H250ZM253 215H254V214H253ZM1 216H3V215H1ZM49 216H50V215H49ZM51 216H52V215H51ZM51 216H50V218L53 219V216H52V217H51ZM59 216H60V215H59ZM62 216H63V215H62ZM67 216H68V213H67ZM69 216H70V215H69ZM74 216H76V215H74ZM201 216H202V215H200V217H201ZM16 217H18V216H16ZM47 217H48V216H47ZM57 217H58V216H57ZM64 217H65V216H64ZM202 217H203V216H202ZM61 218H62V217H61ZM68 218H70V217H68ZM68 218H67V219H68ZM157 219H158V218H157ZM201 219H202V218H201ZM249 219H250V217H249ZM11 220H12V219H11ZM57 220H58V218H57ZM59 220H63V218H62V219H59ZM59 220H58V221H59ZM7 221H8V219H7ZM55 221H56V220H55ZM64 221H65V219H64ZM64 221H63V222H64ZM195 221H196V220H194V222H195ZM250 221H252V220L250 219ZM51 222H52V221H51ZM56 222H57V221H56ZM196 222H197V221H196ZM76 223H77V222H76ZM76 223H75L74 225H76ZM192 224H193V223H192ZM196 224H197V223H195V225H193V226H196ZM74 225H73V226H74ZM200 225H201V222H200ZM67 227L70 228V226H67ZM183 227H185V226H183ZM183 227H182V229H183ZM190 227H191V226H190ZM76 228H77V227H76ZM186 228H187V229H186ZM186 228H185V229L188 230V225H187ZM192 228H193V229H196V228H194V227H192ZM225 229H226V228H225ZM227 229H228V228H227ZM25 230H26V229H25ZM28 230H29V229H28ZM72 230H73V227H72ZM191 230H192V229H191ZM68 231H70V229H69ZM74 231H75V230H74ZM226 231H227V230H226ZM2 232H3V231H2ZM34 232H35V231L33 230V234H34ZM75 232H76V231H75ZM181 232H182V231H181ZM184 232H185V230H184ZM184 232H183V233H184ZM188 232H189V230H188ZM188 232L186 231L185 233L188 235ZM195 232H196V231H195ZM195 232H194V233H195ZM197 232H198V230H197ZM197 232H196V233H197ZM73 233H74V232H73ZM73 233H71V234L73 235ZM76 233H78V230H77ZM194 233H191V232H190V234H193V235H194ZM37 234H38V233H37ZM190 234H189V235H190ZM34 236H35V235H34ZM37 236H38V235H37ZM227 236H228V235H227ZM30 237H31V235H30ZM32 237H33V236H32ZM225 238H226V237H225ZM72 241H74V240H71V242H72ZM75 241H76V240H75ZM71 242H70V243H71ZM68 244H69V242H68ZM75 244H76V243H75ZM69 245H70V244H69ZM33 246H34V244H33ZM33 246H32V247H33ZM107 246H108V245H107ZM10 249H11V248H10ZM105 250H107V249H105ZM131 250H132V249H131ZM240 250H241V249H240ZM37 251H38V250H37ZM96 251H97V250H96ZM99 251H100V249H99ZM101 251H102V250H101ZM32 252H33V251H32ZM34 252H35V251H34ZM103 252H104V251H103ZM146 252H147V251H146ZM242 252H244V251L242 250ZM41 253H42V252H41ZM108 253H109V252H108ZM115 253H116V254H115ZM115 253H113L112 255L110 254V255H111V256H113V255H117V252H115ZM147 253H149V252H147ZM12 254H13V253H12ZM100 254H101V253H100ZM100 254H99V255H100ZM104 255H105V254H104ZM104 255H103V257H104ZM106 255H107V254H106ZM110 255H108V256H110ZM147 255H148V254H147ZM149 255H151V254H149ZM149 255H148V256H149ZM156 255H157V254H156ZM158 255H159V254H158ZM94 256H96V255H94ZM122 256H123V255H122ZM14 257H16V255H15ZM36 257H37V256H36ZM42 257H43V256H42ZM52 257H53V256H52ZM100 257H101V256H100ZM100 257H98V256L96 257V258H98L97 261H99L100 259H102V258H100ZM116 257H117V256H116ZM124 257H125V256H124ZM59 258H60V257H59ZM59 258H58V259H59ZM94 258H95V257H94ZM94 258H93V259H94ZM96 258H95V260H96ZM99 258H100V259H99ZM105 258H106V257H104V260H106ZM108 258H109V257H108ZM147 258H149V257H147ZM151 258H152V257H151ZM104 260H103V261H104ZM112 260H113V259H112ZM112 260H111V261H112ZM42 261H43V260H42ZM45 261H46V260H45ZM93 261H94V260H93ZM97 261H96V262H97ZM103 261H100V262H103ZM106 261H107V260H106ZM106 261H104V262L106 263ZM108 261H109V260H108ZM120 261H121V260H120ZM37 262H38V261H37ZM40 262H41V261H40ZM91 262H92V261H91ZM91 262H90V263H91ZM104 262H103V263H104ZM114 262H115V260H114ZM44 263H45V262H44ZM90 263H89V264H90ZM94 263H95V262H94ZM103 263H102V264H103ZM111 263H113V261H112ZM120 263H121V262H120ZM39 264H40V263H39ZM95 264H97V263H95ZM100 264H101V263H100ZM106 264H107V263H106ZM108 264H109V263H108ZM144 264H145V263H144Z\"/></svg>",
	"mask_w": 264,
	"mask_h": 264
}]
</instances>
